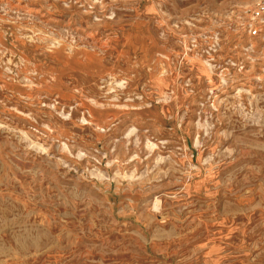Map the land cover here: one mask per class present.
<instances>
[{"label": "rangeland", "instance_id": "obj_1", "mask_svg": "<svg viewBox=\"0 0 264 264\" xmlns=\"http://www.w3.org/2000/svg\"><path fill=\"white\" fill-rule=\"evenodd\" d=\"M260 8L0 0V264H264Z\"/></svg>", "mask_w": 264, "mask_h": 264}, {"label": "built area", "instance_id": "obj_2", "mask_svg": "<svg viewBox=\"0 0 264 264\" xmlns=\"http://www.w3.org/2000/svg\"><path fill=\"white\" fill-rule=\"evenodd\" d=\"M264 12V8H260V11H258V12H256V14H255V18H256V20L257 19H259L260 18V15L262 14ZM259 32H260V30L259 29H251V34L253 35V36H257L258 34H259Z\"/></svg>", "mask_w": 264, "mask_h": 264}]
</instances>
